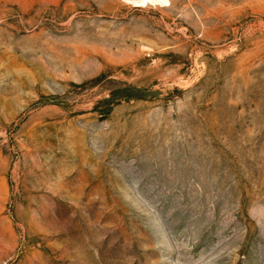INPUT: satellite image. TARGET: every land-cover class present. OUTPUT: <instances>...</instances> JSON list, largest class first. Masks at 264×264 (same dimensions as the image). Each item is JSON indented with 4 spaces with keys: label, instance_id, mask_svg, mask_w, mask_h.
<instances>
[{
    "label": "rangeland",
    "instance_id": "obj_1",
    "mask_svg": "<svg viewBox=\"0 0 264 264\" xmlns=\"http://www.w3.org/2000/svg\"><path fill=\"white\" fill-rule=\"evenodd\" d=\"M0 264H264V0H0Z\"/></svg>",
    "mask_w": 264,
    "mask_h": 264
}]
</instances>
